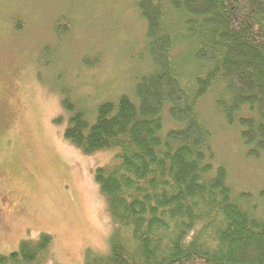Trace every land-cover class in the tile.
I'll use <instances>...</instances> for the list:
<instances>
[{"label": "trees", "instance_id": "trees-1", "mask_svg": "<svg viewBox=\"0 0 264 264\" xmlns=\"http://www.w3.org/2000/svg\"><path fill=\"white\" fill-rule=\"evenodd\" d=\"M132 1L151 63L133 96L98 103L90 120L59 91L64 139L84 155L115 151L93 173L112 221L108 248L87 250L83 264H264V207L233 195L198 113L212 91L247 158L264 154V0ZM51 244L47 233L21 240L0 264H39Z\"/></svg>", "mask_w": 264, "mask_h": 264}, {"label": "rangeland", "instance_id": "rangeland-1", "mask_svg": "<svg viewBox=\"0 0 264 264\" xmlns=\"http://www.w3.org/2000/svg\"><path fill=\"white\" fill-rule=\"evenodd\" d=\"M57 22L66 24L63 36ZM144 33L132 0H0V195L8 196L0 254L40 233L52 244L39 264H83L87 250L106 253L113 226L93 173L115 151L84 155L64 139L68 113L59 91L90 120L98 103L132 97L135 79L151 70ZM198 113L233 195L251 193L264 207V154L247 158L238 128L213 107L212 91Z\"/></svg>", "mask_w": 264, "mask_h": 264}, {"label": "flooded vegetation", "instance_id": "flooded-vegetation-1", "mask_svg": "<svg viewBox=\"0 0 264 264\" xmlns=\"http://www.w3.org/2000/svg\"><path fill=\"white\" fill-rule=\"evenodd\" d=\"M8 203V196L3 194L0 195V207L6 206Z\"/></svg>", "mask_w": 264, "mask_h": 264}]
</instances>
